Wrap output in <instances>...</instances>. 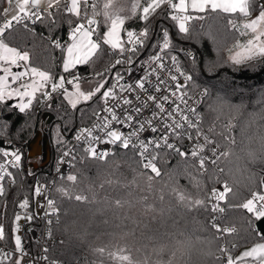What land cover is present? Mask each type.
I'll return each instance as SVG.
<instances>
[{"label":"snow or ice","instance_id":"1","mask_svg":"<svg viewBox=\"0 0 264 264\" xmlns=\"http://www.w3.org/2000/svg\"><path fill=\"white\" fill-rule=\"evenodd\" d=\"M6 3L8 7L0 10V107L27 114L34 111L35 104L50 107L54 95L61 96L74 110L78 105L93 104V124L78 129L75 136L77 141L83 140L87 145L84 153L95 160L106 161L111 153L98 150L96 145L103 143L124 149L132 148L140 158L141 167L149 180L162 175L156 163L162 149L193 162L195 171L187 173V178L198 187L200 175L207 170L208 164L216 165L222 158L228 157L231 152L227 145L233 149L237 146V139L232 133L237 127L236 114L241 106L228 105L218 98L213 109L217 112L216 120L207 132L204 131V116L199 105L208 97V90H202L199 96L193 95V89L198 86L175 54L182 50L175 49L169 29L161 28L159 37L151 44L152 54L140 62L139 77L126 80L117 66L128 65V75H132L130 69L136 63L134 58L141 50L149 47V41L153 39V16L170 19L178 32L187 38L190 22L204 19L200 15L203 13H224L233 17L227 21L233 34L230 46L225 45L227 57L222 63L235 68L254 60H264V4L260 5L259 14L253 18L252 0H131L127 15H122L126 10L117 8L116 0H104L102 10L98 0H6ZM61 13L75 17V20L70 18L68 21V43L62 44L60 40L49 37L51 45L63 53L61 73H52L33 65L28 51L18 50L6 42V34L17 26L28 29L29 23H54ZM100 15L104 17L106 25L103 33L95 27L98 23L96 17ZM134 16L143 22L140 30L125 28L126 21ZM212 39L215 40L214 37ZM102 46L109 49L108 66L87 80L94 87L86 90L82 86L85 78L77 75L74 69L78 65H91ZM192 62L195 63L194 56ZM112 69L117 70L113 72ZM68 86H71V90ZM225 107L229 109V115L224 123H219ZM146 111L148 115H144ZM9 126L5 122L3 128H0V137L7 136L6 129ZM149 131L153 135L145 137L144 133ZM60 135L57 129L58 145L63 144ZM217 136L219 140L215 138ZM184 139L191 142L188 149L173 142ZM8 143V148L0 144V197L6 196V178L15 184L16 173L23 171L21 150L11 147L10 140ZM61 156L63 159L58 161L56 168L58 173L60 164L70 163L68 158H75L66 146ZM62 178L73 184L78 179L74 174L62 175ZM259 185L264 188V176L260 178ZM32 189L34 197H46L42 207L45 209L46 223L51 225V217L59 215L55 201L47 197L45 184L37 182ZM58 191L66 193L62 187ZM231 191V187L225 183L222 191L213 188L207 193V201L212 202L213 212H224L220 202L225 201ZM174 192L181 201L188 200L197 206L205 204L202 199L191 200L179 189H174ZM75 199L83 202L87 197L76 195ZM234 207L248 214V229L257 240L254 246L243 251L240 256L232 254L237 244L233 243L232 248L222 247L219 257L221 264H264V230L259 226L264 222V191H253L249 198ZM18 208L23 211L17 212L12 221V247L8 250L0 248V264H23L24 257L28 255L19 234L22 228L20 221L23 219L31 222L37 214L28 211V197L18 201ZM212 227L217 233L229 236L237 231L235 226L221 227L214 220ZM0 242H9L3 224H0ZM44 252L46 254L48 249L45 248ZM41 258L47 264H60L49 260L47 255Z\"/></svg>","mask_w":264,"mask_h":264},{"label":"trees","instance_id":"2","mask_svg":"<svg viewBox=\"0 0 264 264\" xmlns=\"http://www.w3.org/2000/svg\"><path fill=\"white\" fill-rule=\"evenodd\" d=\"M98 3L102 10L104 0H98ZM116 5L126 10L122 15H127L131 0H116ZM3 8L4 0H0V10ZM252 8L253 16L259 12V0H252ZM200 15L205 18L190 22L187 38L178 32L170 19L153 16V39L149 41V47L138 55L143 56L152 50L151 44L159 37L161 28L169 29L175 49L182 50L175 54L184 69L193 76L197 88L208 90L209 95L199 109L207 130L212 124L206 116L207 106L217 98L233 105L243 100L253 110L264 106V98L256 96L264 91V60H254L235 68L222 63L226 60L222 52L224 46H216L212 37L216 38L221 31L233 34L227 25L228 19L233 17L224 13ZM70 18L75 20V17L61 13L54 23H29L28 29L17 26L6 34V42L18 50L28 51L33 65L61 73L63 53L51 45L49 37L60 40L62 44L68 43ZM96 19L95 27L103 33L106 30L104 17L100 15ZM142 27L143 22L135 16L125 24L129 30ZM186 49L191 55L185 53ZM108 53V47L102 46L91 65H78L75 73L85 80L91 78V73L108 65ZM50 104V107L35 104L34 111L27 114L0 107V128L5 122L10 125L6 129L7 136L0 137V141L4 142L5 148L9 147L10 140L11 147L19 145L23 150V171L16 173L15 184L11 181L5 184L6 196L0 197L1 224L9 236L7 245L12 246L10 237L14 215L23 211L18 208V201L28 197V211H32V186L37 182H49L61 152L65 146L69 148L72 131L78 125L89 124L93 118V104L78 105L74 110L58 95H54ZM227 110L225 107L219 123L226 121ZM57 129L61 133L62 145L57 143ZM38 131L46 134L49 161L44 167L32 170L28 167L27 147ZM232 135L238 139V127ZM215 138L220 139L219 136ZM72 152L75 158H71L68 174L78 177L76 183L60 177L50 194L59 209L58 217L54 216L51 225L47 224L55 239L46 253L52 260L62 264H221L219 257L223 239L212 227L207 201L208 191L220 180L227 181L232 189L222 201L225 208L223 222L237 229L226 237L227 247L237 244L232 254L238 256L241 249L254 245L257 240L248 229V214L234 206L243 203L253 191H264L259 185L260 178L264 176V165H249L251 183L241 184L234 176V182L227 179L233 173L222 158L217 169L200 175L197 187L187 178V173L195 171L192 164L168 150L160 151L157 161L162 175L152 180L144 173L140 159L132 149L116 147L106 161L88 157L82 147H74ZM61 187L66 193L58 191ZM174 189H179L191 200L202 199L205 204L197 206L188 200L181 201ZM76 195L87 199L78 201Z\"/></svg>","mask_w":264,"mask_h":264},{"label":"built area","instance_id":"3","mask_svg":"<svg viewBox=\"0 0 264 264\" xmlns=\"http://www.w3.org/2000/svg\"><path fill=\"white\" fill-rule=\"evenodd\" d=\"M175 2H178V0H175ZM259 4L260 5L264 4V0H259ZM53 11H55V10H53ZM124 38H126V37H124ZM152 51L153 50H151L150 52H148V53H146V54H144L143 56H140V57H139V55H137L134 58L136 60V63H134L131 66V69H130L131 73H132L131 76L128 75V71H129V66L128 65H123V66H119L118 65L117 69L119 71H121L125 75V79L126 80H134V79H136L137 77H139L141 75L140 62L143 61L144 59H146L147 56L152 54ZM185 53L187 55L191 54L189 49H186ZM107 66L108 65L97 69L96 71L91 73L89 75V77L93 78L94 73H96V72H103L107 68ZM117 69H112L111 71L114 72ZM196 90L202 91L204 89L203 88H197ZM201 104L199 105V109H200ZM148 114H149V112H147V111L144 113V115H148ZM94 120H95V117L93 116V118H92V120H91V122L89 124L78 125L72 131V133L70 135V145H69L68 149H70L72 151L74 147H82L83 149L87 147V145L84 143L83 140L77 141L75 139V136L77 134V130L78 129H80L82 127H90L93 124ZM116 127L119 128L120 126L116 125ZM124 131H129V129H124ZM204 131L207 132V130L205 128H204ZM152 135L153 134L150 131L144 133L145 137H151ZM173 142L174 143H178L179 146H181L184 149H188L190 147V143H191L187 139H184V140H181V141H173ZM12 147L19 148L21 150V152H23L22 146L13 145ZM96 147L98 148V150L108 151L109 153H111L114 148L120 147V146L100 143V144L96 145ZM129 149H132V148H129ZM132 150H134V149H132ZM162 150H164V149H162ZM134 152H135V150H134ZM206 155L210 156L211 153H206ZM61 159H63V158L60 155L59 159L56 162L54 172L51 175V178H50L49 182L47 184H45L46 185L45 191L47 193V197H50V194H51V191L53 190V186H54L55 181L57 179H59L60 177H62V175L63 176L67 175L69 170H70L71 162L70 163L69 162H65V163L60 164V173H58L56 171L57 163ZM68 159L71 161V158H68ZM188 161L191 164L193 163L191 160H188ZM156 163L158 165V161L157 160H156ZM215 169H217V164L216 165H212L211 163H209L208 166H207V170L204 171L202 173V175H206L209 171L215 170ZM9 182H10V180L6 178L4 184L9 183ZM225 183H227L229 185V183L227 181L220 180L219 182H217V184L213 188H215V189H217L219 191H222ZM212 189H210L208 191V193L211 192ZM45 201H46V197L45 196H40L38 198L34 197V200H33V203H32V211H31V213L37 214L36 218L33 219L31 222L25 221L23 219L20 221V224L22 225V228H21V231H20L19 234L22 236L23 244H24V246H25V248L27 250V253H28V255H26L24 257V259H23V264H33V261L35 262V264H47V261H45L41 257H43L44 255H47V254H45L44 249L48 248L51 245H53L54 242H55V239L53 238L52 234H51V236H49V227L47 226L48 223H46V220L44 218L45 209L42 207V205L45 203ZM220 206L224 208V206L222 204V201L220 202ZM208 207H209V209L211 211V220H210L211 224L213 223V220H214L215 223L217 225H220L221 227H223V226L232 227V226L226 225L223 222V218H224V215H225V208H224V212L223 213L213 212L211 210L212 202H209V201H208ZM51 219L53 220L54 216H52ZM0 224H1V217H0ZM218 236L223 239V243L221 245V248L224 247V246H227L226 243H225V239H226V237L228 235L218 233ZM11 247H12L11 245H7V244H5L3 242H0V248H4L5 250H8ZM49 260H52V259L49 258ZM55 261H57V260H55ZM60 264H62V263H60Z\"/></svg>","mask_w":264,"mask_h":264},{"label":"clouds","instance_id":"4","mask_svg":"<svg viewBox=\"0 0 264 264\" xmlns=\"http://www.w3.org/2000/svg\"><path fill=\"white\" fill-rule=\"evenodd\" d=\"M200 92L193 89V95L195 96H199ZM256 96L258 99L264 98V91L257 93ZM217 102L218 98L207 106L206 116L210 123H214L216 120L217 112L213 109ZM234 105L241 106L236 114L239 136L237 146L234 149L230 145L226 146L231 154L224 158L223 162L233 173L227 177L229 181H233L234 176L235 180H238L241 184L251 183L252 174L249 165H264V106L256 110L249 109L247 103L243 100ZM228 115L229 109L225 113V118Z\"/></svg>","mask_w":264,"mask_h":264},{"label":"water","instance_id":"5","mask_svg":"<svg viewBox=\"0 0 264 264\" xmlns=\"http://www.w3.org/2000/svg\"><path fill=\"white\" fill-rule=\"evenodd\" d=\"M0 144H3V146L5 147L3 141H0ZM47 145L48 141L46 134L38 131L27 147V158L30 160L28 167H30L32 170H36L39 167H44L49 161V150ZM37 157H40L42 159V162L38 166H36L35 163L32 162ZM261 223L262 224H260L259 226L262 230H264V222Z\"/></svg>","mask_w":264,"mask_h":264},{"label":"rangeland","instance_id":"6","mask_svg":"<svg viewBox=\"0 0 264 264\" xmlns=\"http://www.w3.org/2000/svg\"><path fill=\"white\" fill-rule=\"evenodd\" d=\"M258 14H259V12L256 13L255 15H253L252 17L255 18ZM121 35L123 36L124 33H121ZM241 39L243 40V39H245V38H241ZM231 42H232V34H228L226 31L218 32V35H217L216 38H215V42H214V43H216V46H219V47L222 46V45L224 46L222 52L224 53L225 59H226V57H227V51H226V47H225V45L227 44V45L230 46ZM246 65H247V64H246ZM243 66H244V65H243ZM239 67H242V66H239ZM87 80H88V79H87ZM87 80H85L84 83H83V85H82L83 88L85 87L86 90L89 89L88 87H90V88L94 87V84H89V83L87 82ZM69 89L71 90V86L69 87ZM29 161H30V160H29ZM32 162L35 163L36 166H38V165H40V163H41L42 161H41V158H40V157H37V158L34 159ZM28 164H29V163H28ZM251 246H254V245H250V246H248V247H245V248L241 249V250L238 252V256H240V255L243 253V251L247 250V249L250 248Z\"/></svg>","mask_w":264,"mask_h":264},{"label":"crops","instance_id":"7","mask_svg":"<svg viewBox=\"0 0 264 264\" xmlns=\"http://www.w3.org/2000/svg\"><path fill=\"white\" fill-rule=\"evenodd\" d=\"M5 7H8V4L6 3V0H4V8ZM89 89H90V87H88ZM84 89H85V87H84Z\"/></svg>","mask_w":264,"mask_h":264}]
</instances>
